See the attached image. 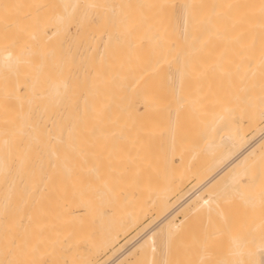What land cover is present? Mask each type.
Here are the masks:
<instances>
[{"label":"bare ground","instance_id":"obj_1","mask_svg":"<svg viewBox=\"0 0 264 264\" xmlns=\"http://www.w3.org/2000/svg\"><path fill=\"white\" fill-rule=\"evenodd\" d=\"M261 121L264 0H0V264H264Z\"/></svg>","mask_w":264,"mask_h":264},{"label":"rangeland","instance_id":"obj_2","mask_svg":"<svg viewBox=\"0 0 264 264\" xmlns=\"http://www.w3.org/2000/svg\"><path fill=\"white\" fill-rule=\"evenodd\" d=\"M262 125H264V122L263 121H261V122H259V124H258V127L257 128H260ZM256 128V129H257ZM252 132H254V130H251V131H249L248 133H252ZM260 135V134H259ZM258 134H257V136L256 137H258L259 136ZM256 137H255V139H256ZM264 160H262L260 163H259V165L257 166L258 168H259V170H261V171H263L264 170ZM261 167H263V168H261ZM261 168V169H260ZM195 182V180H191V181H189V182H187V183H185V184H183V186H181V188H179V190L177 191V193L174 195V196H172L171 198H170V202H169V204L171 205V207H172V205H175L177 202H178V200L181 198L180 196H181V194L185 191V190H187V191H192L193 190V188H194V185L192 184V183H194ZM190 186H192V187H190ZM190 187V188H189ZM175 201V202H174ZM169 205V206H170ZM155 216V217H154ZM157 217H158V215L156 214V213H150V214H147L146 215V217L142 220V221H139L138 223H137V225L135 226V228H133L132 230H131V232L129 231L127 234H125V235H122L121 236V238H120V240H119V242L116 244V246H114L113 248H111V249H109V250H107V251H105V252H103L102 254H100L99 256H97L98 258H96L95 260H93V262H92V264H106V257H108V255H109V257H110V255L111 256H115V254L118 252L117 251V247H118V250H120L121 249V247L131 238V237H133V236H135L136 234H138V233H140V230H141V234L143 235V232L144 231H147V230H149V229H151V228H153V227H155L156 225H157V223H159V222H156L155 220L157 219ZM178 217H181V215L180 216H178ZM152 223H154V224H152ZM145 224V225H144ZM155 225V226H154ZM146 226V227H145ZM150 226H152V227H150ZM141 227V228H140ZM146 228V229H145ZM203 229V227H197L196 229H194V231H196V232H198L199 234L200 233H202L204 230H202ZM140 237H141V235H140ZM158 238H160V235L159 236H157V238H156V241H157V239ZM162 241V240H161ZM157 244H159L158 245V247L156 248V253H155V258H157V260L159 261H157L159 264H161L162 262H163V257L165 256V251H164V244H162L160 241L157 243ZM119 246H121V247H119ZM131 247V246H130ZM163 248V249H162ZM199 247H197L196 248V250H198L199 251V249H198ZM221 248V249H220ZM128 249V248H127ZM221 251H220V250ZM219 249L218 250H216V253L214 254V256L215 257H218V256H220L222 253H226V257H227V259L228 260H233V259H236L237 258V256H235V255H231L230 253H229V251H231L232 249H233V246H232V242L231 241H228V242H226L225 244L224 243H222V245L219 247ZM116 250V251H115ZM174 250V249H173ZM178 250V249H177ZM176 250V251H177ZM182 250L184 251L185 250V248H182L180 251H181V253H184V252H182ZM195 250V251H196ZM202 250V249H201ZM160 251V252H159ZM188 251V250H187ZM185 252H186V250H185ZM200 252V251H199ZM159 254V255H158ZM170 255H171V251H170V253H169ZM196 254H198V255H196ZM162 255V256H161ZM200 255V253H198V252H196L195 253V255L192 257V259L194 258H196L197 256H199Z\"/></svg>","mask_w":264,"mask_h":264},{"label":"built area","instance_id":"obj_3","mask_svg":"<svg viewBox=\"0 0 264 264\" xmlns=\"http://www.w3.org/2000/svg\"><path fill=\"white\" fill-rule=\"evenodd\" d=\"M141 233L136 234L135 236L131 237L123 246L122 248L118 251V253L116 255H119L121 253H123L127 248H129L139 237H140ZM115 255V256H116ZM106 264H108L106 262Z\"/></svg>","mask_w":264,"mask_h":264}]
</instances>
